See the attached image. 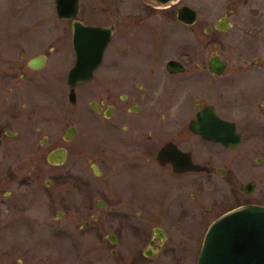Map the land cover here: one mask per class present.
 Listing matches in <instances>:
<instances>
[{
	"label": "rangeland",
	"instance_id": "obj_1",
	"mask_svg": "<svg viewBox=\"0 0 264 264\" xmlns=\"http://www.w3.org/2000/svg\"><path fill=\"white\" fill-rule=\"evenodd\" d=\"M78 2L77 16L86 23L114 22L119 27L103 66L115 59L125 73L157 62L163 77L175 85L168 89L174 98H169L165 118L154 114L152 137L98 122L82 108L88 98L81 97L76 107L71 106L60 70L51 68L49 78L42 80L33 71L18 68L39 52L48 54V68L56 59L64 61L65 71L73 64L70 42L58 38L70 22L57 16L54 0H0V94L8 90L10 99L6 110L0 102V264H59L61 260L134 264L129 257H114L102 236L114 229L115 221L97 201H113L116 194L105 187L102 176L92 172L88 158L133 157L144 151L146 143L155 153L164 139L175 136L178 124L192 116L195 81L206 72L196 64L214 51L228 58L264 57V0H173L166 5L152 0ZM181 4L197 10L194 24L175 18L174 8ZM223 15L231 23L227 30H204ZM51 45H56L54 50ZM170 58L181 60L185 71L167 76L165 63ZM67 120L78 127L70 141L61 137ZM5 129L15 134L6 135ZM43 136L45 142L40 143ZM57 146H65L67 156L54 165L46 155ZM84 221L89 224L82 228Z\"/></svg>",
	"mask_w": 264,
	"mask_h": 264
},
{
	"label": "flooded vegetation",
	"instance_id": "obj_2",
	"mask_svg": "<svg viewBox=\"0 0 264 264\" xmlns=\"http://www.w3.org/2000/svg\"><path fill=\"white\" fill-rule=\"evenodd\" d=\"M64 20L70 26L62 29L63 36L58 38L63 43L70 42L73 49L71 19ZM89 24L113 25L110 40L91 78L70 85L68 72L74 62L67 71L62 59H56L48 68L50 58L45 52L36 54L45 56L41 67H31L30 57L18 68L25 67L42 80L49 78L51 68L60 70L72 107L86 97L82 108L93 119L107 123L108 127L120 126L124 132L152 137L150 125L157 114L165 118L169 98H174V94L169 96L168 89L175 85L163 77L157 62L151 68L125 73L120 72L115 59L112 65L103 66L106 49L119 27L114 22ZM211 46L216 48L215 44ZM55 47L51 45L49 49ZM73 52L75 55L74 49ZM212 61L223 62L220 72L210 68ZM182 64L185 71L186 65ZM196 65L206 72L195 81L192 116L178 124L175 136L164 139L155 153L146 143L144 151L133 157L88 158L92 172L102 176L105 187H112L116 194L113 201H97L112 213L115 221L114 229L102 234L114 257H129L134 264H197L204 237L214 221L237 208L264 205V57L228 58L214 51L206 61ZM165 69L167 76L179 73L169 72L166 63ZM24 75L21 72L19 76ZM71 89L75 92L74 102L69 99ZM7 91L0 94L4 110L10 107ZM158 101L160 105L156 104ZM192 120L202 130L192 129ZM69 125L76 127V135L78 127L67 120L65 129ZM65 129L61 137L70 141L75 135L66 140ZM4 132L15 134L9 129ZM45 139L43 136L40 143ZM0 141L1 147V136ZM167 141H173L184 153L159 158L157 152ZM84 222L82 228L89 224ZM110 233L113 242L108 237ZM65 262L61 260L59 264Z\"/></svg>",
	"mask_w": 264,
	"mask_h": 264
},
{
	"label": "water",
	"instance_id": "obj_3",
	"mask_svg": "<svg viewBox=\"0 0 264 264\" xmlns=\"http://www.w3.org/2000/svg\"><path fill=\"white\" fill-rule=\"evenodd\" d=\"M54 1L57 16L62 19H71L75 61L68 72L67 82L75 85L79 81L91 78L110 40L113 25H93L77 18L78 0ZM152 1L166 5L173 0ZM174 15L177 20L187 25L194 24L198 18L197 10L188 4L177 5L174 8ZM230 26L229 17L223 15L216 19L212 26H205L204 30L210 32L213 27L226 30ZM44 61L45 56L39 54L31 57L28 64L33 68H39ZM214 63L211 62L210 68L220 72L223 62ZM166 68L174 73L183 71L184 65L180 60L170 58L166 61ZM69 99L71 102L75 101L73 89L69 92ZM194 122V120L191 121V128L202 130L196 128ZM76 130L73 125L67 126L64 138L71 139ZM183 153L173 141H167L159 148L157 156L170 157ZM66 155L65 147H56L47 154V160L50 163L61 164L65 161ZM48 182L49 180H46V183ZM92 217L96 218L95 215ZM87 223L84 222V225ZM237 227L240 230H235ZM108 237L111 242L114 241L111 233ZM197 264H264V205H247L237 208L214 221L204 237Z\"/></svg>",
	"mask_w": 264,
	"mask_h": 264
}]
</instances>
